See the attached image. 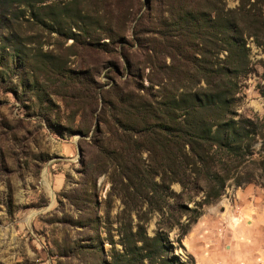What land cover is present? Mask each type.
Listing matches in <instances>:
<instances>
[{"label": "rangeland", "instance_id": "rangeland-1", "mask_svg": "<svg viewBox=\"0 0 264 264\" xmlns=\"http://www.w3.org/2000/svg\"><path fill=\"white\" fill-rule=\"evenodd\" d=\"M220 92L255 164L179 244L159 104ZM261 157L264 0H0V264H264Z\"/></svg>", "mask_w": 264, "mask_h": 264}, {"label": "trees", "instance_id": "trees-1", "mask_svg": "<svg viewBox=\"0 0 264 264\" xmlns=\"http://www.w3.org/2000/svg\"><path fill=\"white\" fill-rule=\"evenodd\" d=\"M227 73V70L223 73L219 71L221 76L226 77ZM224 97V92L188 93L180 94L177 100L173 97L167 103L159 104L168 115L167 122L158 126V135L166 151L163 158L165 164L159 167L164 168L162 171L168 176L169 182L179 183L182 194L188 199L193 189L202 192L201 202L195 203L197 208L182 204L175 210L171 208L178 215L193 213L186 216L185 226L178 222L174 224L179 231L176 238L179 244L186 236L188 227L199 218L198 209L215 203L224 194L225 183L231 180L230 175L248 162L255 164L250 159L255 154L250 150L256 140L255 127L248 120L226 118L231 112ZM206 112H210V118H205ZM256 165L264 174V158L261 157ZM234 181L237 187L250 182L248 178ZM171 221H175L174 216H171ZM149 241L153 254L160 255L162 263L176 264L174 256H164L171 253L165 240L156 235Z\"/></svg>", "mask_w": 264, "mask_h": 264}]
</instances>
